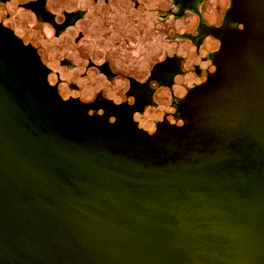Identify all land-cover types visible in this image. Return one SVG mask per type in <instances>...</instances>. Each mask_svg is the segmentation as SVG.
Returning <instances> with one entry per match:
<instances>
[{
    "label": "water",
    "instance_id": "obj_1",
    "mask_svg": "<svg viewBox=\"0 0 264 264\" xmlns=\"http://www.w3.org/2000/svg\"><path fill=\"white\" fill-rule=\"evenodd\" d=\"M215 34L217 70L150 164L58 131L64 104L0 55V264H264V0Z\"/></svg>",
    "mask_w": 264,
    "mask_h": 264
},
{
    "label": "flooded vegetation",
    "instance_id": "obj_2",
    "mask_svg": "<svg viewBox=\"0 0 264 264\" xmlns=\"http://www.w3.org/2000/svg\"><path fill=\"white\" fill-rule=\"evenodd\" d=\"M232 3L0 0V55H15L44 85L53 108L64 104L58 131L132 162L156 163L173 150L169 141L188 122L183 104L189 93L217 70L213 56L222 41L215 32ZM221 4L222 20L209 22L204 6ZM192 16L194 30L179 31V20ZM192 69L199 82L193 83Z\"/></svg>",
    "mask_w": 264,
    "mask_h": 264
},
{
    "label": "rangeland",
    "instance_id": "obj_3",
    "mask_svg": "<svg viewBox=\"0 0 264 264\" xmlns=\"http://www.w3.org/2000/svg\"><path fill=\"white\" fill-rule=\"evenodd\" d=\"M204 9H205V12H206V19L209 22H213V5H210V6L209 5H205ZM196 24H197V17L196 16H192V20H189V21H186L185 19H183V21L179 20V22H178V30L179 31H183V30L192 31L196 27ZM209 49L210 48H205V51H208ZM200 67H201V71H202L203 68H204L203 64H201ZM192 73H193L192 81H193V83H195V81L197 80L199 75H197L196 71L193 70V69H192Z\"/></svg>",
    "mask_w": 264,
    "mask_h": 264
}]
</instances>
